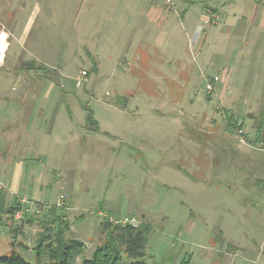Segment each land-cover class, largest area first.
I'll list each match as a JSON object with an SVG mask.
<instances>
[{
  "label": "rangeland",
  "instance_id": "obj_1",
  "mask_svg": "<svg viewBox=\"0 0 264 264\" xmlns=\"http://www.w3.org/2000/svg\"><path fill=\"white\" fill-rule=\"evenodd\" d=\"M212 1L0 0V26L15 27L8 49L17 61L5 77L27 82L23 95L32 82L47 84L41 95L64 102L42 118V133L56 121L51 143L28 151L0 143V157L12 159L0 169V196L19 208L0 216V255L15 250L35 263L46 220L51 240L62 226V242L80 241L90 257L108 219L152 227L145 264H264V57L255 48L232 62L243 44L228 46L223 17L203 24ZM127 6L163 11L168 22L156 21L145 42L156 64L146 66L142 53L121 71L117 37L136 25ZM213 54L221 57L212 67ZM27 61L36 69L19 66ZM224 72L233 89L216 90ZM87 110L99 133L85 130ZM40 262H48L45 250Z\"/></svg>",
  "mask_w": 264,
  "mask_h": 264
},
{
  "label": "crops",
  "instance_id": "obj_2",
  "mask_svg": "<svg viewBox=\"0 0 264 264\" xmlns=\"http://www.w3.org/2000/svg\"><path fill=\"white\" fill-rule=\"evenodd\" d=\"M212 3H214L215 6H212ZM125 8L130 10L128 6ZM141 9L143 11L145 8L142 6ZM206 9L211 10L212 12L217 14V16L223 17V23L228 22L229 28L227 34L223 36L227 37L228 46H230V48L233 46L235 50V45L232 44V41L235 40V38H239L242 41L243 49H239V51L235 52V58L234 61L231 60L232 62L236 63L238 60V56L240 58V54L246 53L245 56H247L249 52H251L252 50H256L255 48H259V50H257L259 51L258 57H264V55L262 56V52H264V3H262L261 0H216L214 2L212 1L209 5L204 4L203 8L201 9V18L203 17V13H205L204 11ZM142 11L139 13H135L134 11L130 10V12H132V14L135 16L134 23L136 25L132 28L130 34H126V36H123L126 31L122 29L121 35L117 37V40L121 42L122 50L120 60L116 61V68L120 67L121 71L123 69L133 67V61L138 62L143 56V54H145L148 58V60L146 61V66H150V64H156V56L155 54H151L150 51H147L148 46L145 42L149 35V32L152 29V25L156 21L164 20V23L168 22V16H165L163 11ZM183 13L184 14L182 20H184L186 15H188L189 10L185 9ZM14 30L15 27L13 26L10 31H7L4 28L3 23H1L0 32L3 31V33L8 36V42L10 38L12 40ZM192 38H194V40L197 39L198 41H200L197 34L192 33ZM10 47L11 42L9 43L8 48L10 49ZM8 48L5 55L6 61H4L6 64H4L3 62L0 65V76L3 75L2 79L0 77V143L5 148L7 147V145H9V147H16L18 148L17 150L20 151L32 150L33 148H35L36 143L40 148L41 142L39 140L51 143L54 126H57V124H55L56 121L53 120L50 129L42 133L43 116L45 117L49 111H52V113H55L57 116L58 112L61 110V107L58 106L63 105L64 102H60L59 97L54 98L42 96V91L40 92L38 91V89H42L41 87L45 88L47 84L40 85L39 82L30 83V87L32 88V90H28L23 95V88L21 86L27 87V82L22 81V78H19L20 76L16 77L15 79L5 77L7 72H11V66L9 64H12L14 61H17L16 59H12L11 55L9 54ZM199 54L200 52L198 53V55ZM198 55L196 56V58L198 57ZM219 57H221L220 54L211 55V59L208 58V65L213 67L216 64V60L220 59ZM24 63L19 64V66L21 65L20 67H22ZM6 67L7 70L4 71ZM183 72H186L185 65H183L181 70L178 71L179 77L182 76ZM122 73L128 76V74H126L125 72ZM149 75L150 74H148V76ZM138 76L136 78V75L131 74V79L125 76H122L121 79L122 81L129 82V80H131L134 82L136 80L140 81L141 78H146L145 75L141 78ZM223 76V84H220L218 81V85L220 86L219 88H216V90L222 91L225 89L229 90L232 88V86H230V79L228 73L224 72ZM148 79H154V73L150 75ZM186 79L189 80L188 77ZM191 79H193V76L190 78V80ZM13 80H15L14 83ZM15 82L16 85L14 86L15 88H13V84H15ZM249 86L251 88L255 87V85L252 84L248 86H245L244 84H239L237 85V88H250ZM67 111H69L70 113L68 115L71 116L70 110ZM65 128V125H58L57 127L59 132H61V130L63 131ZM41 159L42 158H37L36 160ZM11 162V158L5 160L1 156L0 169L5 170L6 168L11 167Z\"/></svg>",
  "mask_w": 264,
  "mask_h": 264
},
{
  "label": "trees",
  "instance_id": "obj_3",
  "mask_svg": "<svg viewBox=\"0 0 264 264\" xmlns=\"http://www.w3.org/2000/svg\"><path fill=\"white\" fill-rule=\"evenodd\" d=\"M25 63L22 67L24 70L31 71L36 69L32 61ZM39 69H43V67L40 66ZM123 104H126L125 101ZM85 112V130L92 133H99L100 129L97 122L93 119L91 111L87 110ZM230 122L231 121L228 122L229 126L231 125ZM18 211L19 208L13 205L5 207L4 199L0 196V216L9 215L13 217ZM28 221L32 222L33 220L29 218ZM113 223L109 222L108 219H103L102 227L106 232L105 239L101 244L95 247L90 257H84L82 255L84 249L83 243L74 239L62 242L59 238L64 236L62 226L58 227L59 236L55 240H51L50 232L52 228L50 224L44 220L42 222L43 231L40 233L36 246L33 249L37 250L35 253L36 262L29 263L15 250H12L9 254L0 255V264H73L77 256L81 257V264H145L144 260L148 236L152 227L148 224L133 226L130 223ZM43 250H45L46 255H48V262L41 263L40 258ZM189 261L190 259H183L179 264H189Z\"/></svg>",
  "mask_w": 264,
  "mask_h": 264
},
{
  "label": "built area",
  "instance_id": "obj_4",
  "mask_svg": "<svg viewBox=\"0 0 264 264\" xmlns=\"http://www.w3.org/2000/svg\"><path fill=\"white\" fill-rule=\"evenodd\" d=\"M166 2L169 3V0H166ZM208 11H209V12H205V15L208 16L209 18L206 19V20H203V24H204L206 27H208L210 21H211V25L214 24L215 22H217V19H215V18H216V17H215L216 14H214V12H212L211 10H208ZM206 16H205V17H206ZM211 17H213V19L210 20V21H208ZM8 46H9L8 36L5 35V34L3 33V31H2V32H0V65L4 62V59H5V55H6V52H7V48H8ZM81 74H82L83 76L86 75L84 71H83ZM216 82H218V77H217V76H214V77L212 78L211 83H209V84L206 86V89L210 91V90L212 89L213 83H216ZM123 222H125V221H123Z\"/></svg>",
  "mask_w": 264,
  "mask_h": 264
}]
</instances>
